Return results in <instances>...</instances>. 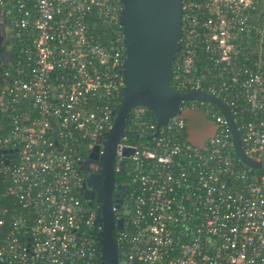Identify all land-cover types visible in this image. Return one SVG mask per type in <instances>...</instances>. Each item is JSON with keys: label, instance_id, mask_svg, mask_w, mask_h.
Returning <instances> with one entry per match:
<instances>
[{"label": "built area", "instance_id": "2783aa9c", "mask_svg": "<svg viewBox=\"0 0 264 264\" xmlns=\"http://www.w3.org/2000/svg\"><path fill=\"white\" fill-rule=\"evenodd\" d=\"M122 1L0 0L15 39L0 74V150H15L0 163V264L103 262L80 165L95 145L102 152L122 101ZM179 43L173 89L226 104L244 153L264 163V0H182ZM145 108L116 144L131 187L117 264H264V169L238 157L226 115L179 103L214 126L198 146L187 119L158 126Z\"/></svg>", "mask_w": 264, "mask_h": 264}, {"label": "water", "instance_id": "95a60500", "mask_svg": "<svg viewBox=\"0 0 264 264\" xmlns=\"http://www.w3.org/2000/svg\"><path fill=\"white\" fill-rule=\"evenodd\" d=\"M122 2L120 21L125 44L122 101L114 113L112 127L106 133L102 152H98L99 145L97 144L87 158L98 160L100 167L98 176L103 177L107 186L102 192L100 187H95L89 179V186L92 187V191H95L96 198L100 202L97 222L102 226L99 233L102 264L118 263L114 227L121 229L123 220L114 218L110 195L116 144L123 133L129 112L135 106H145L150 109L158 126L165 124L169 117L178 113L187 119L189 140L195 145L202 146L206 137L213 132L214 126L210 120L205 119V113L199 108L178 112L179 103L182 100L197 99L216 104L228 118L238 157L247 165L264 169V163L253 160L244 153L226 104L204 92L191 90L180 93L170 86L174 54L180 47L182 0H123ZM193 114L204 118L208 123L205 134L194 133L193 120H191ZM7 151L13 153L15 150ZM132 151L131 148H126L124 155L128 156ZM83 196L88 200L92 199L85 192Z\"/></svg>", "mask_w": 264, "mask_h": 264}, {"label": "flooded vegetation", "instance_id": "af4514ba", "mask_svg": "<svg viewBox=\"0 0 264 264\" xmlns=\"http://www.w3.org/2000/svg\"><path fill=\"white\" fill-rule=\"evenodd\" d=\"M14 49L15 39L13 37L12 28L7 23L4 15L0 12V74L4 65L12 60ZM14 157L15 153H9L6 149L0 150V163L7 162L6 164H10L14 160ZM90 161L91 164L88 168H86V170H84L83 174V192L92 197V199L88 201L90 205L98 204V207H100V202L96 198V193L94 190L92 191V187L89 186V184L91 182L95 187H100L102 192L106 190L107 186L103 177L98 176V173L100 171L98 160L95 158L91 159ZM126 170L127 167L125 163H123L122 166L121 164L117 166L116 161H114L113 182L110 198L112 209L114 212V218L116 220L123 219L124 203L127 202L130 198L131 191L129 190L127 186L128 184L126 182L129 174H120L123 171L126 172ZM117 230L119 229L115 226L114 235L116 234Z\"/></svg>", "mask_w": 264, "mask_h": 264}, {"label": "trees", "instance_id": "16d2710c", "mask_svg": "<svg viewBox=\"0 0 264 264\" xmlns=\"http://www.w3.org/2000/svg\"><path fill=\"white\" fill-rule=\"evenodd\" d=\"M108 32L109 31H107L106 30V33H105V36L107 37L108 36ZM123 44V43H122ZM124 45V44H123ZM178 52V51H177ZM177 52L174 54V58L177 56ZM173 62H174V60H173ZM173 62H172V65H173ZM170 86L172 87V88H175L174 86H173V82L172 81H170ZM120 106V105H119ZM119 106H117V107H115L114 109H113V112L115 113L116 112V110L118 109V107ZM136 107H139V106H135V108ZM142 107H145V106H142ZM146 110H147V113H148V115L150 116V118L152 119V120H155V116H154V114H153V112L150 110V109H148L147 107L145 108ZM134 111V108H132L131 110H130V112H129V117H128V119L126 120V123H125V128H127V126L128 125H130L131 124V115H132V112ZM129 136H130V140H133L134 138H135V136H132L131 134H129ZM0 165H2V164H0ZM125 165H126V163H125ZM127 167V166H126ZM84 170L85 169H83V172H84ZM120 174H129L128 173V169L126 170V172L125 171H123L122 173H120ZM8 181H7V179H6V181L3 179V177H2V173L0 172V205L1 206H3L4 204H6V203H8V199H5V198H3L2 197V193H3V191H4V189H5V186H6V183H7ZM126 182H127V186H128V188H129V190H131V187H130V184H129V182H130V177H129V175H128V178H127V180H126ZM6 219L8 220V216L6 217ZM7 229V223L2 227V229H0V237L2 236V235H4V232H5V230Z\"/></svg>", "mask_w": 264, "mask_h": 264}, {"label": "rangeland", "instance_id": "374dc122", "mask_svg": "<svg viewBox=\"0 0 264 264\" xmlns=\"http://www.w3.org/2000/svg\"><path fill=\"white\" fill-rule=\"evenodd\" d=\"M196 115L193 114V117L191 118V120H193L192 122V129L194 131L195 134L197 135H203L206 132V129H208V123L205 121L204 118L202 117H198ZM207 120V119H206ZM91 164L90 160H84L83 163L80 165L81 169H85L89 167V165Z\"/></svg>", "mask_w": 264, "mask_h": 264}]
</instances>
